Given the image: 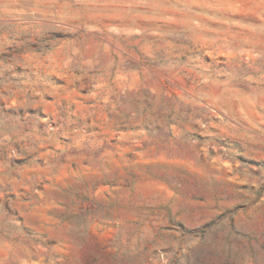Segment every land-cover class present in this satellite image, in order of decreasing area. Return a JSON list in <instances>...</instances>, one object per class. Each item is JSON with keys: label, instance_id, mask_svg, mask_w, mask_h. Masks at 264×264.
Here are the masks:
<instances>
[{"label": "rangeland", "instance_id": "obj_1", "mask_svg": "<svg viewBox=\"0 0 264 264\" xmlns=\"http://www.w3.org/2000/svg\"><path fill=\"white\" fill-rule=\"evenodd\" d=\"M0 264H264V0H0Z\"/></svg>", "mask_w": 264, "mask_h": 264}]
</instances>
